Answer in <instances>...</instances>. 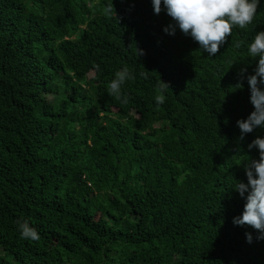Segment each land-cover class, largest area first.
I'll use <instances>...</instances> for the list:
<instances>
[{
	"label": "trees",
	"instance_id": "1",
	"mask_svg": "<svg viewBox=\"0 0 264 264\" xmlns=\"http://www.w3.org/2000/svg\"><path fill=\"white\" fill-rule=\"evenodd\" d=\"M111 3L0 0V264H264V239L233 223L264 137L237 125L264 0L215 56L151 0ZM124 66L121 103L107 85Z\"/></svg>",
	"mask_w": 264,
	"mask_h": 264
},
{
	"label": "clouds",
	"instance_id": "2",
	"mask_svg": "<svg viewBox=\"0 0 264 264\" xmlns=\"http://www.w3.org/2000/svg\"><path fill=\"white\" fill-rule=\"evenodd\" d=\"M154 13L159 15L166 10L172 23L165 26L164 31L174 35L176 28L185 35L190 36L210 56H215L224 46L232 30L236 27L248 29L257 14L259 0H151ZM108 10L115 11L113 0ZM116 13V12H115ZM243 41H236L234 46L240 48ZM139 51V50H138ZM247 55L253 59L258 58L254 74L248 75L250 85V101L254 110L247 119L237 120L241 130L239 140L244 139V134L252 132L257 127H264V30L256 32L254 38L247 44ZM99 68V66H96ZM247 71L241 69V74ZM135 75L127 66L115 72V77L108 83V94L121 103L127 102V96L122 92V86L130 80H135ZM237 87H242L238 84ZM168 85L160 81L155 100L158 104L165 102L162 94ZM258 148L259 159L249 157L243 166L247 176V183L238 181L233 187L245 199L243 212L233 218V223L239 226L255 229L264 239V137H256L248 144V149ZM20 235L23 239L39 240L37 230L31 227L26 220L18 221ZM248 243L252 242V234L246 233Z\"/></svg>",
	"mask_w": 264,
	"mask_h": 264
}]
</instances>
